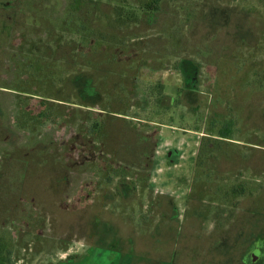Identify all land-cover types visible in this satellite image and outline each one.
<instances>
[{
    "label": "rangeland",
    "instance_id": "obj_1",
    "mask_svg": "<svg viewBox=\"0 0 264 264\" xmlns=\"http://www.w3.org/2000/svg\"><path fill=\"white\" fill-rule=\"evenodd\" d=\"M14 1L0 13L6 264H264V0H162L143 34L159 42L168 27L177 55L103 58L104 80L51 87L78 97L48 102L55 119L41 125L39 97L9 88V46L42 35ZM220 132L230 140L205 150Z\"/></svg>",
    "mask_w": 264,
    "mask_h": 264
},
{
    "label": "trees",
    "instance_id": "obj_2",
    "mask_svg": "<svg viewBox=\"0 0 264 264\" xmlns=\"http://www.w3.org/2000/svg\"><path fill=\"white\" fill-rule=\"evenodd\" d=\"M161 1L23 0V11L19 15L20 17L17 16V19H22L19 24L41 30L42 35L24 33L20 41L16 43L13 41L9 46L11 59L8 69L13 75L9 79L11 82L9 88L27 97H39L36 105L37 111L32 113L34 114L32 121L41 125L49 119H55L47 107L48 102L62 100L69 103L73 97H78L77 93L69 98L58 94H49L52 86L58 85V88L62 89L67 81H74L82 74L87 75L88 80L90 79L88 75L92 72L94 81L104 80L105 74L99 70L94 71L95 68L99 67L96 64H101L103 58L110 62L111 60L115 61L120 56L121 58L136 57L139 59L143 53L149 55L151 52L165 56L177 55L171 50L177 44H172L171 47L169 41L172 39L173 32H170L168 27L159 31L161 36L158 40L159 42L162 40L163 43H160L159 48L156 49L152 46L159 43L157 38L151 39L153 34H143L152 28L149 26L150 24H146L147 26L144 28L143 24L146 21L148 23L152 21L153 16L158 13ZM0 23L3 25L8 22L3 19L0 20ZM179 30L181 29L176 28L175 32L180 35ZM175 40L180 41V37L175 38ZM91 53L97 54L95 58L98 59L97 61H93L90 56ZM79 97L81 99V96ZM75 103L89 106L82 102ZM23 105L22 102L17 105L16 118L19 124L25 118ZM100 108L101 111H106V109ZM117 113L121 114V112ZM122 114L130 115L127 111ZM58 118L61 119L60 123L64 121L61 115ZM90 120L89 117L81 125L86 130L85 132L97 133L103 128L101 118L93 117L91 122ZM88 128L90 129L88 130ZM220 133L218 136H211L209 139L203 138L205 150L214 153L213 149H209V142L217 145L216 142L230 140L228 132ZM222 156L224 155L220 157ZM235 191L239 194L238 192L244 191V188L236 187ZM258 240L256 239V241ZM262 245L260 244L261 247ZM2 246L5 247L0 243V250ZM7 262H9V256L5 258L0 254V264Z\"/></svg>",
    "mask_w": 264,
    "mask_h": 264
},
{
    "label": "crops",
    "instance_id": "obj_3",
    "mask_svg": "<svg viewBox=\"0 0 264 264\" xmlns=\"http://www.w3.org/2000/svg\"><path fill=\"white\" fill-rule=\"evenodd\" d=\"M11 1V2H10ZM14 1V0H13ZM12 0H0V13H4V15H7L8 13V11H11V8H12V5L10 6V4L13 2ZM16 4H18V6H17V9L20 7V4L22 3L23 4V0H16V1H14ZM19 2H20V4H19ZM19 9H21V8H19ZM5 12H6V14H5ZM21 12V11H20ZM21 13H19V15H20ZM18 14H17V16L18 17H20ZM1 17V16H0ZM3 19L4 20H7V19H5L4 17H3ZM1 20V19H0ZM11 27L13 26L12 24L10 25ZM12 29V28H11Z\"/></svg>",
    "mask_w": 264,
    "mask_h": 264
}]
</instances>
